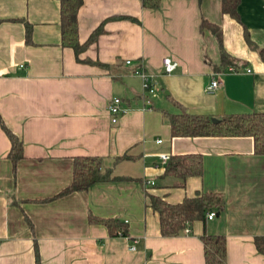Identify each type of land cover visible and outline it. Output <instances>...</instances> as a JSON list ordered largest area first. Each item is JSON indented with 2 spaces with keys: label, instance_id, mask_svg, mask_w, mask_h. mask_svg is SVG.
Returning <instances> with one entry per match:
<instances>
[{
  "label": "crops",
  "instance_id": "obj_1",
  "mask_svg": "<svg viewBox=\"0 0 264 264\" xmlns=\"http://www.w3.org/2000/svg\"><path fill=\"white\" fill-rule=\"evenodd\" d=\"M203 19L221 28L229 61ZM78 20L82 44L102 29L79 54L62 43L59 0H0V115L24 146L14 169L0 121V264H37L36 243L42 264H206L204 235L226 236L227 264H264L255 245L264 235V155L253 137H173L165 116L264 112V0H241L239 19L222 0H162L158 9L85 0ZM165 57L179 65L162 75ZM140 66L158 76L148 108ZM214 79L221 84L209 93ZM117 97L128 111L114 123ZM162 153H201L203 175L180 185ZM78 156L102 159L120 179L54 198L72 183ZM202 191L223 195L225 210L163 235L150 195L176 204ZM91 217L124 222L127 236Z\"/></svg>",
  "mask_w": 264,
  "mask_h": 264
},
{
  "label": "trees",
  "instance_id": "obj_2",
  "mask_svg": "<svg viewBox=\"0 0 264 264\" xmlns=\"http://www.w3.org/2000/svg\"><path fill=\"white\" fill-rule=\"evenodd\" d=\"M61 3V32L64 46L71 47L79 54L87 45L96 39L101 32L98 28L93 32L89 41L82 44L79 39L78 14L85 0H59ZM162 0H141L144 7L158 9ZM241 0H222V11L235 19H239V6ZM201 28H209L216 34L222 52L223 62L230 57L223 48L221 28L207 19L201 22ZM32 27L27 24V39L31 40ZM173 137H198V136H250L254 139V151L258 155H264V112L249 114H233L224 117L219 122L203 115L189 113L181 109L177 113H166ZM0 121L3 129L12 142L9 153L14 163V169L20 159L24 157L23 141L13 133L4 123L1 115ZM204 171V159L201 153H189L171 156L166 165V175H173L181 179L180 185L192 176H202ZM113 175L112 170L103 169V161L98 157L78 156L74 159V175L72 183L63 189L54 198L67 196L74 192L89 190L93 185L101 182L119 180ZM150 206L160 216L161 230L165 236L179 235L187 227L199 219H205L209 211L221 213L225 210L226 201L223 195L218 193L199 192L195 197L185 198L180 203L173 204L165 198L150 195ZM92 221L106 224L111 233L117 234V230L123 229L125 223L118 219H99L91 217ZM32 227V223L29 220ZM206 264H227V238L225 235H204ZM257 250L264 255V235L255 237ZM37 264H42L36 243Z\"/></svg>",
  "mask_w": 264,
  "mask_h": 264
},
{
  "label": "built area",
  "instance_id": "obj_3",
  "mask_svg": "<svg viewBox=\"0 0 264 264\" xmlns=\"http://www.w3.org/2000/svg\"><path fill=\"white\" fill-rule=\"evenodd\" d=\"M127 64L131 65L132 61H127ZM179 63L173 59L172 57H165L163 60V71H162V75L165 74H171L173 73L177 67H178ZM134 73L139 75L142 79H143V88H144V98H145V107H151L152 105V101L150 99L151 96L156 95L157 90H158V86H159V82H158V76L156 74H152L150 72H148L143 66L141 67H135L134 68ZM221 82L219 81V79H214L211 84L207 87V91L209 93H213L219 86H220ZM122 99L117 97L114 98L111 103L109 104V112L112 115L113 118V122L116 123L118 121V118L121 114L125 113L128 111L127 108L122 107ZM157 142L160 144L163 142L162 139H158ZM161 159L165 162L168 163L171 156L169 154L166 153H162L160 154ZM146 184L151 186V185H155V181L154 180H147ZM217 213L216 211H209L207 213V219L212 220L216 217ZM127 222V221H126ZM186 232H190L189 227L186 228L185 230ZM118 236H127L124 231L122 229H119L117 232ZM132 250H136V245H133L131 247Z\"/></svg>",
  "mask_w": 264,
  "mask_h": 264
},
{
  "label": "water",
  "instance_id": "obj_4",
  "mask_svg": "<svg viewBox=\"0 0 264 264\" xmlns=\"http://www.w3.org/2000/svg\"><path fill=\"white\" fill-rule=\"evenodd\" d=\"M220 119H217V118H213V121L214 122H219Z\"/></svg>",
  "mask_w": 264,
  "mask_h": 264
}]
</instances>
